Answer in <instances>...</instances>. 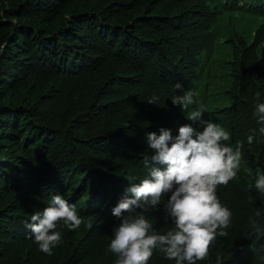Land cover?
Here are the masks:
<instances>
[{
	"label": "trees",
	"instance_id": "trees-1",
	"mask_svg": "<svg viewBox=\"0 0 264 264\" xmlns=\"http://www.w3.org/2000/svg\"><path fill=\"white\" fill-rule=\"evenodd\" d=\"M206 74L230 137L222 143L253 171L217 186L228 234L196 264H264V194L254 187L264 175L254 118L264 103V0H0V264H116L112 209L127 178L147 176L146 134L178 135L188 113L172 98ZM56 194L82 223L58 222L61 242L48 255L25 222ZM169 195L145 213L155 234L175 227ZM148 264L176 262L154 249Z\"/></svg>",
	"mask_w": 264,
	"mask_h": 264
},
{
	"label": "clouds",
	"instance_id": "clouds-1",
	"mask_svg": "<svg viewBox=\"0 0 264 264\" xmlns=\"http://www.w3.org/2000/svg\"><path fill=\"white\" fill-rule=\"evenodd\" d=\"M175 87L181 89L182 84L177 82ZM147 101L158 104V97L153 95ZM172 102L188 113L189 120L199 121L203 130L184 124L175 136L163 127L159 134H146L148 147L154 150L150 157L152 163L148 156L144 157L147 176L138 183L126 177L129 186L112 209V214L120 221L113 226L109 243L110 251L118 256L116 264H148L154 249L164 253L167 259L175 260L176 264L185 261L196 264L208 256L217 234H228L223 229L229 227L231 212L221 205L216 190L218 185H227L236 177L240 168V148L234 150L222 143L229 140V133L212 120L203 119L204 109L197 107L189 111L195 103L191 90L172 98ZM254 114L258 123L264 124V103L255 106ZM260 131L264 133V128ZM253 139L249 135L248 143ZM254 187L264 194V175L259 172ZM168 194L163 202L165 219L171 217L175 227L166 234H155L145 213L149 208H157L162 203L161 198ZM60 221L74 231L80 227L82 218L74 204L56 194L42 211L31 215L30 222H25L41 252L52 255L53 248L61 242V233L56 230Z\"/></svg>",
	"mask_w": 264,
	"mask_h": 264
},
{
	"label": "rangeland",
	"instance_id": "rangeland-1",
	"mask_svg": "<svg viewBox=\"0 0 264 264\" xmlns=\"http://www.w3.org/2000/svg\"><path fill=\"white\" fill-rule=\"evenodd\" d=\"M226 35V34H224ZM222 37H225V36ZM221 41L224 40V38H220ZM214 84H216V81L212 78L209 77L208 74L205 75L203 81H201L196 88L195 87H191V91L194 93V100L195 103L193 105L190 106L189 111L195 110L197 107H200L202 109L205 110V113L203 114V119L205 120H212L213 122L218 124V121L215 120L214 115L212 114L214 111L213 105H212V98L210 96V93L213 91L214 89ZM255 118V123L258 125L259 127V131L261 128H264L262 123H258V118ZM189 124L191 125H196L198 126L200 129H198V131H202L203 130V126L200 124L199 121H195L193 122L192 120L188 119ZM219 125V124H218ZM263 140H264V133H262L260 131ZM241 167L246 170V171H253V164L252 162H243V160L240 161V168ZM239 170L237 171V175L239 173Z\"/></svg>",
	"mask_w": 264,
	"mask_h": 264
}]
</instances>
